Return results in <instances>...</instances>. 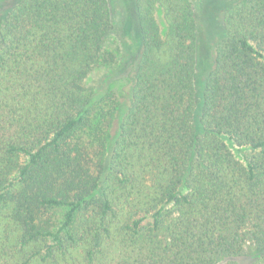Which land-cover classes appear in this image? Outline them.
Listing matches in <instances>:
<instances>
[{
    "label": "trees",
    "instance_id": "1",
    "mask_svg": "<svg viewBox=\"0 0 264 264\" xmlns=\"http://www.w3.org/2000/svg\"><path fill=\"white\" fill-rule=\"evenodd\" d=\"M228 2L197 103L193 0H134L111 150L86 85L110 60L108 0H20L0 21V264H264V0Z\"/></svg>",
    "mask_w": 264,
    "mask_h": 264
},
{
    "label": "rangeland",
    "instance_id": "2",
    "mask_svg": "<svg viewBox=\"0 0 264 264\" xmlns=\"http://www.w3.org/2000/svg\"><path fill=\"white\" fill-rule=\"evenodd\" d=\"M20 0H0V21ZM111 29L104 38L105 56L86 80L92 90L93 105L89 116L93 125L103 122V130H110V150L118 134L119 124L132 98L134 73L141 54L139 28L136 22L134 0H108ZM228 0H193V11L198 27L196 45L197 103H202L208 72L214 65L216 45L225 35L223 17ZM161 31L165 23L161 12H156ZM100 127V124H99ZM196 130L200 127L195 125ZM102 129L100 128V132ZM254 258H238L237 264H250Z\"/></svg>",
    "mask_w": 264,
    "mask_h": 264
}]
</instances>
